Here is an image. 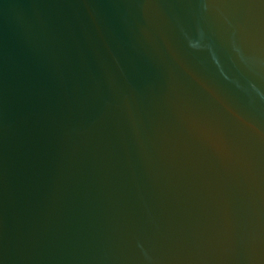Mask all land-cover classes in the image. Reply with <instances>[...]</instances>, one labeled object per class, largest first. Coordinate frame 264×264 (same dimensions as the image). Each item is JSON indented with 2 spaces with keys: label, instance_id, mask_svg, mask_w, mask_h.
Segmentation results:
<instances>
[{
  "label": "water",
  "instance_id": "water-1",
  "mask_svg": "<svg viewBox=\"0 0 264 264\" xmlns=\"http://www.w3.org/2000/svg\"><path fill=\"white\" fill-rule=\"evenodd\" d=\"M0 264H264V0H0Z\"/></svg>",
  "mask_w": 264,
  "mask_h": 264
}]
</instances>
